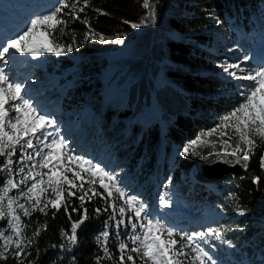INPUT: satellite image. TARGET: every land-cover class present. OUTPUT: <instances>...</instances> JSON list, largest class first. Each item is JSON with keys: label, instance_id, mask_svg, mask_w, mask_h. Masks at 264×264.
Here are the masks:
<instances>
[{"label": "trees", "instance_id": "1", "mask_svg": "<svg viewBox=\"0 0 264 264\" xmlns=\"http://www.w3.org/2000/svg\"><path fill=\"white\" fill-rule=\"evenodd\" d=\"M50 1L55 4L54 6L57 5V0ZM68 2L72 4L74 0ZM149 2L155 7L158 18L165 19L167 28L172 30L164 40L165 46L159 50L166 59L163 73L170 88V93H165L166 102H160V117L164 122L166 145L163 153L159 152L160 128L157 122L141 127L130 121L125 132L127 139L121 138L115 146L117 156L121 157L118 171L130 173L132 183L128 184L127 190H137L139 196L149 205L152 204V190L157 183L155 179H158L166 180L164 189L172 193L176 203L192 212L201 213L207 205L223 211L225 216L212 222L208 228L220 231L225 240L233 242L234 247L222 244L213 238H208L207 245L202 243L217 264H264V169H261L259 163V158L264 153V144L257 139L258 146L251 156L248 167H243L239 174L216 180L212 183L214 187L210 185L211 183L196 180L191 176L200 156L212 151L225 150L223 142L203 138H207L208 135L205 134L219 126L222 118L243 102V97L239 93L242 86L249 83L235 81L218 73L217 63L224 56L208 47L214 44L225 50L240 44L242 52L250 57V60L244 63V68L256 69L250 55V40L246 43L241 42L239 31L248 32L253 27H264V0H149ZM143 3L144 0H88L85 10L76 13L79 19L68 16L67 12L70 10L65 9L62 15L67 25L57 26L55 30H47L50 33L48 39L54 44L65 47L72 45L73 51H65L60 56L46 52L43 55L49 61L47 67L37 66L32 71L35 76H42L63 73L64 70L71 69L70 78L74 80V84L60 96L64 110H77L85 104L95 102L91 95L95 91L96 96H99L98 91L102 86L99 74L105 63L101 52L114 48L117 44L114 42L116 38L126 42L134 36L135 28H132L131 24L145 21L146 9ZM83 4L84 0H80L78 7ZM213 16H216L220 22L217 23ZM89 25L96 39L86 38ZM214 26H220L224 30L223 46L217 45L213 40ZM100 35L113 42L101 43L98 38ZM143 88L149 100L150 91L145 85ZM133 98L132 96L131 103ZM137 107L138 103H135L133 110L130 106L111 105L99 113L98 122L93 124L103 129L101 138L104 143L108 144L113 132L119 126L117 124H122L121 119L126 116L132 117ZM9 115L14 117L15 113L9 111ZM198 137L201 138L202 143L194 145L190 150L196 154L180 155L182 148ZM132 139H136L137 142L125 146L126 141ZM33 144L42 147L36 139H33ZM173 144L177 145V153L173 163H168ZM228 144L232 146L228 148L231 151L236 146V141L232 140ZM22 151L33 153V149L17 148L16 154L12 157L14 161L12 175L15 182L21 179V174H18L19 168L25 167L27 174L32 163L27 160H24L23 164L19 162ZM3 161L4 157H0V169L3 168ZM78 165V162L65 159L63 167L57 170L58 175L62 173L69 179H74L73 173L67 171V168L71 167L74 171L80 172V177L83 178L74 179L76 187L67 184L63 186L62 204L59 210L52 208L51 205H48L45 212L38 210L48 200L56 199L51 188H48L40 194L41 203L36 209L32 207L35 199L31 201L26 197L19 199L18 202L23 203L30 212V215L25 217L23 210L16 209L17 215L20 216V237L8 228V218L0 220V229L5 227V231L12 235L13 241L17 239L25 242L29 239L33 241L25 249V253L30 254L23 258V264L29 262L73 264V257L75 264H119V243L121 241L127 243L129 249L134 246L131 242L133 230L130 224L127 228L121 227L118 234L116 229L106 226L113 211L112 204L116 205L117 219L120 218L119 208L121 206L126 208V222L128 217L134 215L131 209L123 204V198L119 197V193L111 187V184L109 190H105L101 177L91 176ZM32 171L47 172L48 169L37 167ZM8 175L7 169L0 171V190L4 187ZM256 176L260 177L259 185L253 182V177ZM169 178L171 184L168 183ZM44 179L46 180L47 177L45 176ZM91 180L95 183H89ZM31 183L32 181L28 180L27 186ZM24 189L25 185H21V190ZM69 191L75 195L69 196ZM85 192L88 195L81 205L78 197ZM17 193V189H12L8 195L14 197ZM73 208L79 211L74 212ZM97 208L101 209L99 215L95 211ZM105 208L108 209L106 212ZM238 208L245 209V215H240ZM84 209H87L88 219L77 231L78 243L69 247L63 233L70 234L71 224L83 214ZM186 222L182 220L173 228L175 232L173 238L180 240L181 236L190 234L183 226ZM37 230L39 235L33 236L32 234ZM105 230L110 233L106 246L113 257L111 260L104 256L103 241L98 239ZM197 231L205 230L198 228ZM140 232L138 227L136 234ZM62 244L65 248L60 247ZM54 245L56 247H53ZM179 246L178 244L177 247ZM2 250L3 241L0 239V251ZM184 250L190 251L187 248ZM9 251H15L14 243L11 244ZM6 255L8 258L0 259V264H18L12 255L9 253ZM133 255L136 264H141L139 256ZM97 257H100L99 261ZM189 260L191 256L184 260V264H189ZM125 264L131 262L125 258Z\"/></svg>", "mask_w": 264, "mask_h": 264}, {"label": "snow or ice", "instance_id": "2", "mask_svg": "<svg viewBox=\"0 0 264 264\" xmlns=\"http://www.w3.org/2000/svg\"><path fill=\"white\" fill-rule=\"evenodd\" d=\"M80 0H74L72 4H69L68 0H57V5L48 11L46 14L35 16L30 19L24 29L21 30L14 38L7 39L2 45H0V157H4L3 168L0 171L7 169L8 178L5 181V185L2 188V194H0V220L7 219V226L12 230L17 237L21 235L20 216L17 215L16 209L23 210L25 217L30 215L29 209L25 207L23 203H19L21 197H26L29 201L35 199V203L32 205L33 209H36L37 205L41 203L40 194L51 188L55 194V200H48L44 203L43 207L38 210L45 212L48 205L52 208L59 210L62 204L61 197L64 191V185H70L76 187L74 179L81 178L80 172L74 171L71 167L67 168V171L73 173L74 179H69L67 175L57 174V170L61 169L64 165L65 159L68 161H78L79 167L88 172L91 176L99 175L101 177L102 186L105 190H109L111 187L119 193V197L123 198V204L131 209L134 214L133 217H128L127 222L125 219L126 208L121 206L119 208L120 218L116 216V205L112 204V213L109 216V221L106 222L107 227L116 229L117 234L121 227L127 228L130 224L133 234L131 235V242L134 245L129 249L128 244L124 242L119 243V264H125V258L131 264H136L133 254H137L141 260V264H184V260H189V264H216L209 251L202 247V243L207 245L208 238H213L220 241L222 244H227L230 247H234L231 240H225L223 234L214 228H208L205 231L193 232L186 234L177 240L174 237L175 232L172 227L162 223L159 218H155L149 212L146 202L140 200L135 195L127 194L125 189L120 187V181L117 180V176L109 171H106L99 164H94L90 160L84 159V157L76 155L68 147V142L64 136L59 133L53 134L49 129L57 127L55 119L50 118V114H41L38 110V106H34L31 99L26 97L24 84L15 79L10 78V73L6 71L7 62L11 59L10 53L15 52L22 56L30 55L33 58L40 57L42 54L49 52L54 53L57 56L62 55L65 51L72 52L73 46H63L54 44L52 40L48 39L50 33L47 30H55L57 26H66L67 21L63 18L64 10L69 9L67 15L75 19H79L76 15L77 12H83L88 6V0H84L83 6H79ZM143 7L149 9V16L154 15L153 6L149 0H144ZM99 11V10H97ZM106 14V13H105ZM220 21L217 20V23ZM87 23V21H85ZM125 23H128L125 21ZM141 23H146L142 21ZM141 23H132V28L141 27ZM44 29V30H42ZM86 38L96 39L91 31L89 25V33ZM99 40L101 43L113 42L106 40L103 35H100ZM115 43L123 44L124 40L116 38ZM73 43L75 39L73 38ZM250 60V57L245 54L240 58L239 62L228 64L222 63L219 67L224 73H227L235 80L248 81L249 83L242 86L240 95L243 97V102L234 107L233 110L222 118V121L218 128H213L205 135H212V133L220 131L221 136L227 135L224 131L231 127L235 136L238 137L236 146L228 151V148L232 147L228 144L227 140L223 141L224 151L209 153L208 156H200V159L207 160L212 163L216 160H221L230 163L242 164L245 168L248 167V162L251 156L254 154V150L257 148V139L264 144V63H261L256 69H245L242 64ZM238 73H242L238 75ZM9 111L15 113L12 117L9 115ZM39 133V136H37ZM51 137V140H49ZM33 139L39 141V144L43 147H38L33 144ZM231 139V137H229ZM202 143L200 137L192 140L182 148L180 155L188 156L190 154H196L190 152L194 145ZM20 149H33L32 154L22 151L19 158V162L23 164L24 160L30 161L31 167L28 168L27 174H25V167H20L18 174H21L19 182H15V178L12 175V165L14 161L12 157L16 154L17 148ZM47 149V151H45ZM38 158V159H37ZM261 169H264V153L259 158ZM87 165V168H83ZM51 166V167H50ZM39 167L40 169H48L47 172L36 171L33 173L32 169ZM47 177L45 180L44 177ZM40 179L37 180L36 178ZM107 179L109 183H103L104 179ZM33 181L30 186H27V181ZM253 182L259 185L260 177H253ZM89 183H95L94 180ZM168 183L171 184V178L168 179ZM21 185H25V189L21 190ZM45 185V187H41ZM83 185H81L82 187ZM12 189H17L18 193L14 197H10L8 193ZM69 196L75 195L69 191ZM88 193L85 192L80 195L78 199L81 205L85 201V196ZM111 195V192H109ZM126 197V198H125ZM7 198V199H6ZM91 199V197H89ZM160 207L170 208L172 207V201L170 198L164 196L159 197ZM15 205V207H14ZM67 210V205L65 204ZM108 209L105 208L106 212ZM73 211H79L73 208ZM97 215L100 214L101 209H95ZM240 215H245L246 210L238 208ZM46 214V213H45ZM70 215V214H69ZM87 209H84L83 214L71 224L70 234L64 232L63 235L66 238L67 245L69 247L78 243V229L87 221ZM110 222V223H109ZM139 227L140 234H136V230ZM33 236L39 235V230L35 231ZM109 231L105 230L98 237L103 241L104 256L108 259H113L106 246L107 239L109 237ZM0 239L3 240V250L0 251V259H7L9 253L18 262L23 264V258L30 253H25V249L33 242L31 239L22 241L17 239L13 241L11 235L6 236L4 230H0ZM15 244V251L10 252L11 244ZM180 245L177 247V245ZM53 247H56L55 245ZM61 248H65V245H60ZM187 248L190 251H185ZM184 259H181V258ZM100 257H97V261ZM73 264H75V257L72 258ZM31 264V262H29Z\"/></svg>", "mask_w": 264, "mask_h": 264}, {"label": "rangeland", "instance_id": "3", "mask_svg": "<svg viewBox=\"0 0 264 264\" xmlns=\"http://www.w3.org/2000/svg\"><path fill=\"white\" fill-rule=\"evenodd\" d=\"M38 1L39 0H0V5L5 4L10 6L13 24H18L17 22H20L22 15L31 12L29 19L18 28L17 34L25 28L30 19L35 18L37 15L46 14L55 5L50 0H40V11H36L34 7L35 5H39ZM153 9V16H149V9H146V23H141V27L135 28L133 37L123 44H116L114 48H109L101 52L102 59L105 60V63L102 65L99 74V78L102 81V86L98 91L99 96H96L95 91H93L91 97L94 98L95 102L85 104L80 109L64 110L61 104L60 96L64 94L69 86L74 84V80L70 78L71 69H66L63 73L57 72L52 75L35 76V73L31 70L33 68L32 64L41 66L42 68L47 67L48 61L44 58L43 54L37 58H33L30 55L22 56L19 54L21 59L19 60V65L23 62L28 65V72L25 75L18 72V66L12 59L8 60L6 67V71L10 73V78L24 84L26 97L31 99L34 106H38V110L41 111V114H50V118L55 119L57 127L49 129V131H52L54 135L59 133L64 136L72 152L84 157L86 160L92 161L94 164H99L106 171L116 175L117 180L120 181V187L124 188L127 194L135 195L138 199L146 203L147 201L139 196L137 190H127L128 184L132 183V177L127 171H118L121 157L117 156L118 153L115 146L121 138L124 137L123 139H127V137L125 138V132L130 121L139 124L141 127H145L143 122L144 119H152V122L160 123V102L162 101L165 103V93H170V88L167 86L168 82L163 73V64L166 62V59L159 53V50L165 46L164 40L168 34L172 33V30L167 28L165 19L161 17L158 18L154 6ZM213 18L217 21L216 16H213ZM263 30L264 27H253L248 34L260 36ZM213 31L215 33L214 42L217 45L223 46V28L214 26ZM17 34L9 37L3 36L0 38V45L7 39L14 38ZM239 35L240 41L244 42L246 33L241 30L239 31ZM241 48L242 45L240 44L233 48H226L225 50L214 44L208 47V49H212L217 54L224 56L221 58V61L217 63L218 73L224 77H230L227 73L222 71L219 65L225 62L228 64L239 62L240 58L245 55ZM253 54L254 52L251 53V57ZM256 65L258 64L256 63ZM242 67L244 68V64H242ZM240 74L242 73H238V75ZM230 78L233 79L232 77ZM62 79L67 81L65 82ZM143 85L150 91L149 100H147ZM55 93H58V95ZM132 96L134 98L131 103ZM135 103H138L135 114L132 117H123L121 119L122 124H117L119 126L113 132L112 138L107 142L108 144L104 143L101 138L103 129L97 128L96 125L93 124L98 122L99 113H102L106 107L111 105L123 107L130 106L133 110ZM216 128H218V126ZM224 131L227 132V135L223 137L221 136V132L217 131L203 139L215 142H223L224 140L230 142L235 140L237 143L238 137L235 136L231 127ZM37 135L39 136V133H37ZM229 137H231V139H229ZM49 140H51V137H49ZM135 142H137L136 139L126 141L125 146H130ZM176 149L177 146L173 144L171 147L172 152H176ZM45 151H47V149H45ZM174 158L175 157L171 155L168 159V163H173ZM83 167L87 168L88 166L84 165ZM191 176L195 179L193 172ZM36 179L39 180L40 178L37 177ZM155 181H157V185L152 190V204L149 205L147 203L148 209L152 216L159 218L161 222L167 226L174 228L180 224L182 220H186V224L192 225L193 230H189L191 234L193 232H198V228L206 230L216 219L224 217L223 211L209 205L198 214L197 218H193L191 216L193 212H190L181 204L176 203L172 193L164 189V182H166V180L155 179ZM104 182L110 184L106 178ZM210 185L214 187L212 183ZM43 186L44 185H41V187ZM160 196L170 198L172 207H160ZM0 230L5 231V227H2ZM5 235L8 236L11 234L5 231ZM202 247L205 246L202 245ZM205 250L208 251L206 248Z\"/></svg>", "mask_w": 264, "mask_h": 264}, {"label": "water", "instance_id": "4", "mask_svg": "<svg viewBox=\"0 0 264 264\" xmlns=\"http://www.w3.org/2000/svg\"><path fill=\"white\" fill-rule=\"evenodd\" d=\"M223 151L224 150L212 151L210 153ZM208 155L209 153L205 156ZM243 167L244 166L242 164L238 163H230L221 160H216L212 163H209L207 160L198 159L193 174L196 180L206 183H213L216 180L225 178L226 176L241 173Z\"/></svg>", "mask_w": 264, "mask_h": 264}, {"label": "bare ground", "instance_id": "5", "mask_svg": "<svg viewBox=\"0 0 264 264\" xmlns=\"http://www.w3.org/2000/svg\"><path fill=\"white\" fill-rule=\"evenodd\" d=\"M22 18H20V19H24V17H25V15H22L21 16ZM12 29H9V32L11 31ZM5 37V36H4ZM10 56H11V59L15 62V63H18L17 65H19V60H21L20 59V57H19V54L18 53H15V52H11L10 53ZM23 65H24V63H23ZM203 217V216H202ZM205 221V220H204Z\"/></svg>", "mask_w": 264, "mask_h": 264}]
</instances>
